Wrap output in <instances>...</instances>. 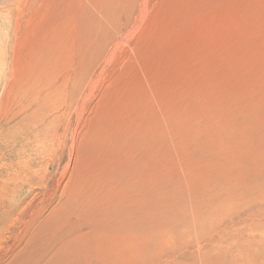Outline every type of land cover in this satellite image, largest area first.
Returning <instances> with one entry per match:
<instances>
[{
	"label": "rangeland",
	"instance_id": "rangeland-1",
	"mask_svg": "<svg viewBox=\"0 0 264 264\" xmlns=\"http://www.w3.org/2000/svg\"><path fill=\"white\" fill-rule=\"evenodd\" d=\"M263 80L264 0H0V264H264Z\"/></svg>",
	"mask_w": 264,
	"mask_h": 264
},
{
	"label": "bare ground",
	"instance_id": "bare-ground-1",
	"mask_svg": "<svg viewBox=\"0 0 264 264\" xmlns=\"http://www.w3.org/2000/svg\"><path fill=\"white\" fill-rule=\"evenodd\" d=\"M17 18H19V17H17ZM18 21L19 20H17L16 22H17V25H16V27H19V23H18ZM34 26V25H33ZM16 35H18L17 33H16ZM169 35V34H168ZM166 38V37H165ZM173 40V39H172ZM166 43V42H165ZM23 45V44H22ZM263 45V44H262ZM25 47V46H24ZM25 49V48H24ZM185 52V51H184ZM26 56H28V55H26ZM25 57V56H24ZM25 62V61H24ZM195 62V61H194ZM197 63V62H196ZM199 63V62H198ZM193 65H194V63H193ZM198 65V64H197ZM28 66V65H27ZM191 66H192V64H191ZM27 68V67H26ZM27 71V70H26ZM28 72V71H27ZM25 73V72H24ZM142 76V75H141ZM264 81V80H263ZM258 84V83H257ZM258 91V90H257ZM197 102V101H196ZM197 104V103H196ZM174 106H176V105H174ZM254 106V105H253ZM178 109V108H177ZM191 111V110H190ZM197 111V110H196ZM126 116V115H125ZM124 121V120H123ZM253 132V131H252ZM87 146V145H86ZM71 151H73V150H71ZM89 152V151H88ZM76 153V152H75ZM104 153V152H103ZM102 153V154H103ZM79 154V153H78ZM90 154H91V152H90ZM96 155V154H95ZM80 156V155H79ZM83 156V155H82ZM84 157V156H83ZM98 157V156H97ZM122 157V156H121ZM105 159V158H104ZM259 175H261V174H259ZM257 176V175H256ZM259 177V176H258ZM255 178H257V177H255ZM258 179V178H257ZM161 181V180H160ZM246 181V180H245ZM160 185H161V183H160ZM246 190V189H245ZM161 196V195H160ZM261 197V196H260ZM45 250H48V249H45ZM46 252V251H45ZM47 254V253H46ZM48 255V254H47ZM46 256V255H45Z\"/></svg>",
	"mask_w": 264,
	"mask_h": 264
}]
</instances>
